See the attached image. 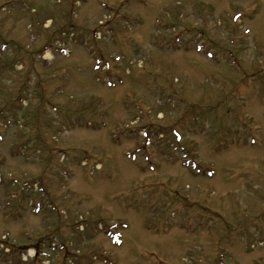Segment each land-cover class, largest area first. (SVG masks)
Wrapping results in <instances>:
<instances>
[{
	"label": "rangeland",
	"instance_id": "374dc122",
	"mask_svg": "<svg viewBox=\"0 0 264 264\" xmlns=\"http://www.w3.org/2000/svg\"><path fill=\"white\" fill-rule=\"evenodd\" d=\"M72 4L0 0V264H264V0Z\"/></svg>",
	"mask_w": 264,
	"mask_h": 264
},
{
	"label": "bare ground",
	"instance_id": "6f19581e",
	"mask_svg": "<svg viewBox=\"0 0 264 264\" xmlns=\"http://www.w3.org/2000/svg\"><path fill=\"white\" fill-rule=\"evenodd\" d=\"M43 59L44 60H50L52 59L51 56L47 53L46 55L43 56ZM122 246V245H121ZM34 253V250L33 249H28V255L29 256H32Z\"/></svg>",
	"mask_w": 264,
	"mask_h": 264
}]
</instances>
